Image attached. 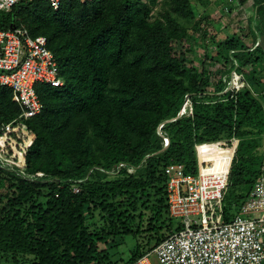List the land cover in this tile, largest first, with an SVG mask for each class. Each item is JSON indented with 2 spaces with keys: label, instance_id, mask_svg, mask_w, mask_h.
I'll list each match as a JSON object with an SVG mask.
<instances>
[{
  "label": "trees",
  "instance_id": "1",
  "mask_svg": "<svg viewBox=\"0 0 264 264\" xmlns=\"http://www.w3.org/2000/svg\"><path fill=\"white\" fill-rule=\"evenodd\" d=\"M160 1L73 0L53 9L22 0L0 12V29L23 25L47 37L65 80L37 87L43 108L25 120L36 136L27 176L0 167V255L13 254L11 264H115L111 248L129 235L140 238L124 264L134 262L181 228L169 213L168 165L194 172L197 142L236 134L249 139L239 146L249 143L252 153L257 142H250L264 134V29L255 16L264 0H231L235 8L252 1L255 13L246 33L226 28L221 36L200 28L190 0L158 8ZM197 34L209 64L202 73L178 51L190 40L200 50ZM233 71L246 72V86L223 93ZM187 97L194 114L179 116ZM19 113L0 85V122ZM242 156L229 178L224 222L246 199L262 160ZM237 184L242 190L231 199Z\"/></svg>",
  "mask_w": 264,
  "mask_h": 264
},
{
  "label": "built area",
  "instance_id": "2",
  "mask_svg": "<svg viewBox=\"0 0 264 264\" xmlns=\"http://www.w3.org/2000/svg\"><path fill=\"white\" fill-rule=\"evenodd\" d=\"M21 1L0 0V12L11 11ZM46 1L58 9L63 1L73 0ZM64 83L46 36H32L23 25L0 29V85L11 90L12 100L20 110L17 117L0 122L1 168L27 176V152L36 136L25 120L36 117L43 108L37 87H61ZM225 83L223 93L238 90L246 86L245 75L233 71ZM183 114H194L189 97L179 116ZM163 126L160 124L158 129L166 147L169 137L163 133ZM244 140L233 134L197 142L194 174L186 172L181 164L172 163L165 168L169 213L181 223V228L130 264H153V254L160 264H264V145L251 190L234 218L223 220L229 178ZM37 175L48 174L42 171Z\"/></svg>",
  "mask_w": 264,
  "mask_h": 264
},
{
  "label": "rangeland",
  "instance_id": "3",
  "mask_svg": "<svg viewBox=\"0 0 264 264\" xmlns=\"http://www.w3.org/2000/svg\"><path fill=\"white\" fill-rule=\"evenodd\" d=\"M167 0H161L158 4V8L161 7L162 4H164ZM191 3L194 6V12L196 14V20L200 26V28H204L208 35L210 36H221L223 34V29L237 32L240 35L247 30V23L248 18L253 16V6L252 1H249L247 4L244 5L245 10L241 11L240 8H235L233 1L231 0H190ZM226 5V7L224 6ZM232 9V10H231ZM245 29V30H242ZM193 30V29H192ZM191 34H193V31L189 30ZM197 38L199 40V36L197 34ZM200 41V40H199ZM193 44V40L185 41L181 44L182 48H178L182 50V53L188 60H193L194 67L198 69L200 73H202L203 66L205 68H209V64L206 61L204 63V59L206 58L204 49V43L202 41L199 42V47L201 49H196L193 46H190ZM213 46L209 45L207 48L208 50H211ZM212 73H216L217 69H221L222 66L219 64L216 67L211 66ZM201 75V74H200ZM244 75H246V72H244ZM214 77V76H213ZM249 140L245 139L244 141ZM257 142V145H255L254 149L252 150L253 155L259 156L260 160L263 157V145H264V138H256L254 139V143ZM249 143L243 142L240 146V150L238 151V156H242L239 160L242 161H249L253 162L251 160L252 157H254L251 153H247L246 148ZM246 153V154H245ZM258 163V162H257ZM241 185L237 184L231 187L230 194L231 199H234V194H238L242 190ZM1 190V189H0ZM225 202V201H224ZM224 206H226V203H224ZM223 206V208H224ZM239 208V206H238ZM237 206L232 207V212L236 213L238 211ZM99 214L97 215V218H99ZM142 239V238H141ZM116 245L111 248V254H112V260L115 264H124L125 261L129 258L131 252L135 249L136 243L140 241V238H134L133 236H124L122 238H117ZM12 255H0V264H11ZM153 264H160L156 260V256L153 254L150 256Z\"/></svg>",
  "mask_w": 264,
  "mask_h": 264
},
{
  "label": "crops",
  "instance_id": "4",
  "mask_svg": "<svg viewBox=\"0 0 264 264\" xmlns=\"http://www.w3.org/2000/svg\"><path fill=\"white\" fill-rule=\"evenodd\" d=\"M240 8V7H239ZM241 11H243V10H245V8H244V6H241V9H240ZM253 11H254V9H253ZM255 12H256V14H255V16L257 17V20H259V27L261 28V29H264V4L263 5H261L257 10H255ZM255 12H253V13H255ZM249 19L250 18H248L247 20L249 21ZM242 30H245V29H242ZM245 33L247 32V30H245L244 31ZM248 42L249 43H251V40H249L248 39ZM259 44H260V46L263 48V50H264V36H262V37H260V39H259ZM262 136H264V134L262 135ZM262 136L261 137H259V138H262ZM263 159V158H262ZM261 163H262V160H261ZM261 163H260V165H261ZM189 173H196V170L194 171V172H189ZM238 212V211H237ZM236 214H234V216H235ZM234 216H232V218H231V220L234 218ZM223 218H224V208H223Z\"/></svg>",
  "mask_w": 264,
  "mask_h": 264
},
{
  "label": "water",
  "instance_id": "5",
  "mask_svg": "<svg viewBox=\"0 0 264 264\" xmlns=\"http://www.w3.org/2000/svg\"><path fill=\"white\" fill-rule=\"evenodd\" d=\"M112 170H110V172H111Z\"/></svg>",
  "mask_w": 264,
  "mask_h": 264
}]
</instances>
